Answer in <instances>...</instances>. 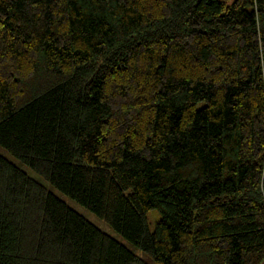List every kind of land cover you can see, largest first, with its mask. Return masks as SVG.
Listing matches in <instances>:
<instances>
[{
    "label": "trees",
    "instance_id": "16d2710c",
    "mask_svg": "<svg viewBox=\"0 0 264 264\" xmlns=\"http://www.w3.org/2000/svg\"><path fill=\"white\" fill-rule=\"evenodd\" d=\"M0 144L157 264H261L264 0H0ZM0 264L152 263L0 152Z\"/></svg>",
    "mask_w": 264,
    "mask_h": 264
},
{
    "label": "rangeland",
    "instance_id": "374dc122",
    "mask_svg": "<svg viewBox=\"0 0 264 264\" xmlns=\"http://www.w3.org/2000/svg\"><path fill=\"white\" fill-rule=\"evenodd\" d=\"M229 3L232 2V0H227ZM0 152L4 154L6 157H8L11 161H13L15 164L21 166L23 169H25L32 177L36 178L37 180L44 183L50 190L55 192L59 197H61L63 200H65L72 208L80 212L82 215H84L87 219H89L91 222H93L95 225H97L99 228H101L106 233L112 235L113 237L117 238L121 242H123L125 245H127L129 248H131L133 251H135L137 254L144 257L147 261H149L152 264H157L152 257H150L147 253L142 251L133 241L126 238L121 232H119L116 228H114L105 218L99 216L97 213H95L90 207L80 203L75 198L70 196L69 194L64 193L60 189H58L54 184H52L50 181L42 177L39 173H37L30 165L22 162L19 158H17L15 155H13L6 147L0 144ZM149 215V221H150V227L153 230L156 226V222L162 217V214L157 209H151L148 212ZM261 264H264V260L261 262Z\"/></svg>",
    "mask_w": 264,
    "mask_h": 264
}]
</instances>
